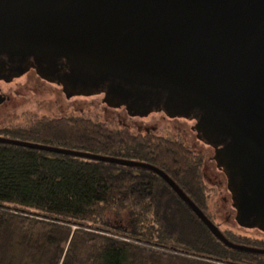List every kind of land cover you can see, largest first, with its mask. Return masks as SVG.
Instances as JSON below:
<instances>
[{"label":"water","instance_id":"95a60500","mask_svg":"<svg viewBox=\"0 0 264 264\" xmlns=\"http://www.w3.org/2000/svg\"><path fill=\"white\" fill-rule=\"evenodd\" d=\"M0 51L59 55L81 82L106 77L133 92L165 90L215 114L233 134L218 159L235 193L237 220L250 224L255 215L264 229V0H0ZM0 143L149 170L226 247L264 255V248L229 240L151 164L6 137Z\"/></svg>","mask_w":264,"mask_h":264},{"label":"trees","instance_id":"16d2710c","mask_svg":"<svg viewBox=\"0 0 264 264\" xmlns=\"http://www.w3.org/2000/svg\"><path fill=\"white\" fill-rule=\"evenodd\" d=\"M8 134L151 164L213 219L202 158L176 138L83 116L36 119ZM222 232L264 248V240ZM0 264H264V255L226 247L149 170L0 143Z\"/></svg>","mask_w":264,"mask_h":264},{"label":"flooded vegetation","instance_id":"af4514ba","mask_svg":"<svg viewBox=\"0 0 264 264\" xmlns=\"http://www.w3.org/2000/svg\"><path fill=\"white\" fill-rule=\"evenodd\" d=\"M73 72V67L59 55L39 58L8 55L0 51V137L16 139L8 133L29 127L36 119L86 117L83 114L89 113L92 108L97 112V115L91 114L92 119H103L102 122L138 133L170 136V128L162 130L157 125L144 126L142 123H176L185 129L183 132V128L175 127L183 138L175 133L171 137L180 140L194 155L201 157L212 171L214 180H208L225 204L223 219L226 229L232 231L230 226H233L247 232L242 234L264 240L262 225L253 222L255 215L248 217L250 224L237 220L235 193L230 187L228 172L218 159V152L231 143L233 134L224 129L215 114L165 90L139 87L142 91L139 95L138 88L133 92L132 87L126 88L114 79L100 77L84 83ZM48 98L53 99L56 105L61 101H70L71 104L65 107L68 111L54 115L38 113ZM29 101H34L36 106L30 108ZM78 112L80 115H76ZM247 205L244 204L245 207Z\"/></svg>","mask_w":264,"mask_h":264},{"label":"rangeland","instance_id":"374dc122","mask_svg":"<svg viewBox=\"0 0 264 264\" xmlns=\"http://www.w3.org/2000/svg\"><path fill=\"white\" fill-rule=\"evenodd\" d=\"M53 99H49L46 100L43 104L44 108L38 112L40 114H44V113H49V114H61L65 111H68V110H65L66 108V105L67 104H71L70 101H61L59 102L57 105L54 104L52 102ZM28 105H30V108H32L31 106H36V103L34 101H29ZM87 105V104H86ZM58 107V108H57ZM33 109H36V107H34ZM45 109V110H44ZM100 112H101V109H100ZM95 114L97 115V112L95 111L94 108H92V110L88 113L85 112L83 115L86 116L87 118H91V114ZM76 115H80V113H76ZM97 120H103V119H99L97 118ZM161 123H159L158 121H154L152 124L149 123V121H144V123H142L144 126L145 125H148V126H154V125H157V128L158 129H162V130H170L171 133H169L168 135L172 136V134H177L180 136V138H183V135L175 128H183V126L181 125H178L176 123H173L172 125L171 124H167V123H162V121H160ZM118 128V127H117ZM172 129V130H171ZM134 132H136L135 130H133ZM183 132H185V129L183 128ZM11 137H16V136H12L10 135ZM19 137H17L16 139H18ZM198 151V150H197ZM212 171L209 169V166L208 164L206 163H203L202 165V177H203V180L205 181V185H206V189H207V195L209 196V199H208V203H207V211L208 213L210 214V216L214 219V222L219 226V228L223 231V230H226V225L224 223V216H225V208H224V203L222 201V198L216 193V189L213 188L214 185L213 183H211L208 179H212L214 180V176L213 174L211 173ZM230 198V197H229ZM210 206V207H209ZM221 210V211H220ZM220 211V212H219ZM212 212V214H211ZM212 219V220H213ZM230 228H232L235 232H237L236 230H238V232L240 233H247V232H244V231H241L239 230L238 228H233V226H230ZM237 232V233H238ZM262 237V236H261ZM264 238V237H263Z\"/></svg>","mask_w":264,"mask_h":264}]
</instances>
